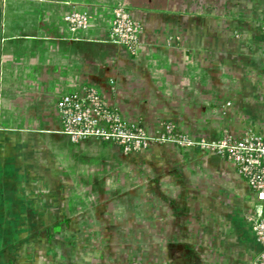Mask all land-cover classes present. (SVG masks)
Here are the masks:
<instances>
[{"label": "crops", "instance_id": "1", "mask_svg": "<svg viewBox=\"0 0 264 264\" xmlns=\"http://www.w3.org/2000/svg\"><path fill=\"white\" fill-rule=\"evenodd\" d=\"M119 4L144 26L137 54L108 39ZM73 11L89 30L69 29ZM84 86L151 136H264V0H0V264H253L256 194L235 166L73 143L57 102Z\"/></svg>", "mask_w": 264, "mask_h": 264}, {"label": "built area", "instance_id": "2", "mask_svg": "<svg viewBox=\"0 0 264 264\" xmlns=\"http://www.w3.org/2000/svg\"><path fill=\"white\" fill-rule=\"evenodd\" d=\"M64 21L72 32L87 31L91 17L87 13L69 12ZM140 26L124 6L117 7L110 22L109 40L135 50L140 42ZM230 105V104H229ZM57 108L61 116V133L73 143L89 138L120 145L126 154L140 152L153 144L173 143L185 149L215 153L232 163L237 173L256 194V208L249 217L252 230L262 250L253 264H264V136L247 133L238 139L228 133L218 140L194 139L177 130L172 123L151 136L143 126L128 121L110 106L103 94L93 86L62 95Z\"/></svg>", "mask_w": 264, "mask_h": 264}, {"label": "rangeland", "instance_id": "3", "mask_svg": "<svg viewBox=\"0 0 264 264\" xmlns=\"http://www.w3.org/2000/svg\"><path fill=\"white\" fill-rule=\"evenodd\" d=\"M218 1V3H220V4H223V5H229L232 1H234V0H217ZM119 6H124L126 9H127V11L131 14V12H130V10L126 7V5L125 4H119V5H117L114 9H113V12H114V10L117 8V7H119ZM131 16L133 17V15L131 14ZM134 18V17H133ZM135 19V18H134ZM137 22H138V24H139V26H140V30H141V33H140V39H141V35H142V32H143V30H144V26H143V24L141 23V21H139V20H137V19H135ZM109 35H110V32H109ZM108 35V36H109ZM110 37H108V39H109ZM139 45H140V42H139V44H138V46H137V48L135 49V50H131V49H129L130 51H131V53H133V54H137L138 53V50H139ZM85 141V140H84ZM79 144V143H78ZM164 144H166V143H164ZM167 144H173V143H167ZM161 145H163V144H161ZM173 145H175V146H177V147H179L178 145H176V144H173ZM93 148H94V150L95 151H97L98 150V148H102V146L100 145V147H98V146H93ZM180 148H182V147H180ZM182 149H185V148H182ZM94 153H96V152H94ZM106 165H108V167L110 166H113V165H115V164H113V162H111V163H107L106 162ZM124 166H127V167H129V165L128 164H123ZM125 171H127V170H125ZM133 173H129V172H123V174H122V184L124 185V186H126V184H127V182L129 183V185H132V187H134L135 186V184L136 183H139L142 179H144V176L143 175H141V174H135L134 173V171H132ZM141 176H143V177H141ZM130 187V186H129ZM90 193V195L89 194H86V197H85V199L87 198V200H88V203L89 204H94L95 205V203L97 204V201H98V195H95V193L93 192V193H91V191L89 192ZM128 193H129V190H122V194L123 195H128ZM112 197V196H111ZM110 197V198H111ZM93 206H90V208H92ZM125 244H126V246H128V245H130V242H128V239H126L125 240Z\"/></svg>", "mask_w": 264, "mask_h": 264}]
</instances>
